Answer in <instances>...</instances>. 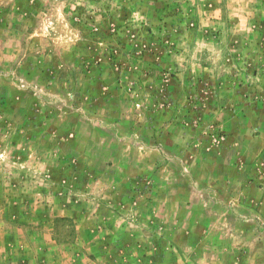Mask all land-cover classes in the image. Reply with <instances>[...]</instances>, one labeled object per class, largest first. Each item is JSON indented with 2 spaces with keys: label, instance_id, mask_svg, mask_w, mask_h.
Wrapping results in <instances>:
<instances>
[{
  "label": "rangeland",
  "instance_id": "obj_1",
  "mask_svg": "<svg viewBox=\"0 0 264 264\" xmlns=\"http://www.w3.org/2000/svg\"><path fill=\"white\" fill-rule=\"evenodd\" d=\"M0 264H264V0H0Z\"/></svg>",
  "mask_w": 264,
  "mask_h": 264
}]
</instances>
